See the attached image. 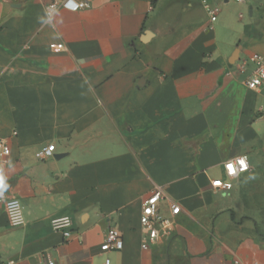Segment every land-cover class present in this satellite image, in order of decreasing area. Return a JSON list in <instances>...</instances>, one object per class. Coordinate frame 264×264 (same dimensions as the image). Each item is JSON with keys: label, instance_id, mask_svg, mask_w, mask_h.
I'll return each mask as SVG.
<instances>
[{"label": "crops", "instance_id": "1", "mask_svg": "<svg viewBox=\"0 0 264 264\" xmlns=\"http://www.w3.org/2000/svg\"><path fill=\"white\" fill-rule=\"evenodd\" d=\"M52 1L0 0V193L24 221L0 209V264L264 262V82L239 71L264 56V0H86L48 18ZM240 155L248 171L212 188ZM154 186L168 222L143 249ZM109 226L119 250L100 248Z\"/></svg>", "mask_w": 264, "mask_h": 264}, {"label": "built area", "instance_id": "2", "mask_svg": "<svg viewBox=\"0 0 264 264\" xmlns=\"http://www.w3.org/2000/svg\"><path fill=\"white\" fill-rule=\"evenodd\" d=\"M235 3H244L247 0H229ZM89 6L86 0H53L46 8V16L50 18L58 7L67 8L70 10L83 9ZM215 17L212 16V20ZM63 43H57L54 46V51H60L63 48ZM247 62L254 64L253 72L246 79V85L249 88H256L264 82V56L259 53H252L248 58L239 62V71L243 72ZM55 152V144L47 143L42 146L36 153L40 159H45L53 155ZM10 148L5 139L0 138V154L8 156ZM248 162L246 156L240 155L231 158L224 162V177H217L211 180L212 188L227 192L232 188V180L240 174L248 171ZM164 192L161 187L154 186L151 193L143 200L140 214V224L145 233L141 247L148 249L154 245L160 234V228L167 225L168 218L164 217L159 212V204L164 199ZM0 209L4 211L9 219L11 226H20L23 224V216L21 212V203L15 196H10L5 193H0ZM171 215H176L181 211V206L178 203L171 204ZM51 226L55 231H59L65 238L71 235V219L66 216H58L51 219ZM123 240L121 232L114 226H109L105 233V239L100 246L101 250H119L122 248ZM108 264V260L105 261ZM47 264H54L51 260ZM231 264H242L239 258H233ZM250 264H264V262H252Z\"/></svg>", "mask_w": 264, "mask_h": 264}, {"label": "clouds", "instance_id": "3", "mask_svg": "<svg viewBox=\"0 0 264 264\" xmlns=\"http://www.w3.org/2000/svg\"><path fill=\"white\" fill-rule=\"evenodd\" d=\"M7 185L5 184V178L3 175H0V189L6 188Z\"/></svg>", "mask_w": 264, "mask_h": 264}, {"label": "rangeland", "instance_id": "4", "mask_svg": "<svg viewBox=\"0 0 264 264\" xmlns=\"http://www.w3.org/2000/svg\"><path fill=\"white\" fill-rule=\"evenodd\" d=\"M234 3H235V2H234ZM234 3H233V4H234ZM227 10H228L229 12H231V13L234 12V8L231 7V6L227 7ZM235 13H237V11H235Z\"/></svg>", "mask_w": 264, "mask_h": 264}, {"label": "water", "instance_id": "5", "mask_svg": "<svg viewBox=\"0 0 264 264\" xmlns=\"http://www.w3.org/2000/svg\"><path fill=\"white\" fill-rule=\"evenodd\" d=\"M234 60H236V57H234L233 59L230 60V64H232L234 62Z\"/></svg>", "mask_w": 264, "mask_h": 264}]
</instances>
